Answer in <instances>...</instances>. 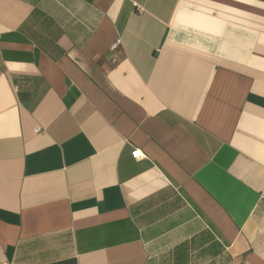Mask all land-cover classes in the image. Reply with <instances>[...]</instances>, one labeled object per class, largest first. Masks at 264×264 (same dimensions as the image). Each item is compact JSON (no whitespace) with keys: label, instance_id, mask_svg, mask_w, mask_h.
Returning a JSON list of instances; mask_svg holds the SVG:
<instances>
[{"label":"crops","instance_id":"obj_1","mask_svg":"<svg viewBox=\"0 0 264 264\" xmlns=\"http://www.w3.org/2000/svg\"><path fill=\"white\" fill-rule=\"evenodd\" d=\"M0 264H264V0H0Z\"/></svg>","mask_w":264,"mask_h":264},{"label":"built area","instance_id":"obj_2","mask_svg":"<svg viewBox=\"0 0 264 264\" xmlns=\"http://www.w3.org/2000/svg\"><path fill=\"white\" fill-rule=\"evenodd\" d=\"M121 45H122V41H121V39H117V40L115 41V43L111 46V50H112V51H116V50L119 49V47H120ZM142 157H144L143 152H141V151H139V150H135V152L133 153V158H134L135 160H141Z\"/></svg>","mask_w":264,"mask_h":264}]
</instances>
